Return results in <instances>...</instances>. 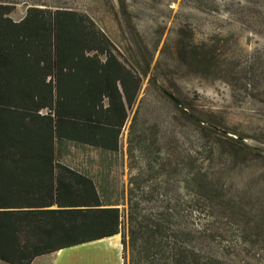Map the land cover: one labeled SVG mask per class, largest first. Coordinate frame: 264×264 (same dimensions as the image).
I'll use <instances>...</instances> for the list:
<instances>
[{
  "label": "trees",
  "instance_id": "16d2710c",
  "mask_svg": "<svg viewBox=\"0 0 264 264\" xmlns=\"http://www.w3.org/2000/svg\"><path fill=\"white\" fill-rule=\"evenodd\" d=\"M13 6L0 0V263L31 264L118 235L122 264L125 250L127 264H222L194 244L220 233L233 234L256 250L252 257L263 260L264 169L255 180H222L202 162L196 165L190 151L167 150V181L141 180L148 177L146 165L128 180L123 213L101 200L89 178L57 162L63 143L116 152L140 75L136 63L124 62L84 14L30 6L13 22L8 17ZM262 19L264 25V14ZM180 33L167 49L170 62L181 72L219 73L214 52L191 46ZM224 67L230 70L229 64ZM176 109L196 128L197 152L207 163L234 170L262 164L263 150L221 134L219 124L194 120L183 105ZM133 128L131 123L128 158L151 154L144 141L132 143ZM141 202L167 206L151 214Z\"/></svg>",
  "mask_w": 264,
  "mask_h": 264
},
{
  "label": "rangeland",
  "instance_id": "374dc122",
  "mask_svg": "<svg viewBox=\"0 0 264 264\" xmlns=\"http://www.w3.org/2000/svg\"><path fill=\"white\" fill-rule=\"evenodd\" d=\"M1 1L14 5L8 15L13 22L21 20L30 6L84 14L124 62L136 63L135 71L141 83L120 132L116 152H102L72 143H63L57 150V162L89 178L103 202L116 205L119 212L124 213L128 180L143 172L146 165L150 171L146 173L148 177L144 174L141 180L167 181V150L173 154L190 151L196 165L202 162V168H212L222 180H255L261 173L258 169H264V153L262 164L249 163L243 170H234L230 165L219 168L215 161L207 163L205 154L197 152L196 128L183 120L176 107L161 94L166 92L173 96L194 120L219 124L221 134L236 136L246 145L264 151L262 0ZM179 30L191 46L212 50L226 73H221L220 66L217 74L194 69L181 72L170 62L167 49ZM225 64H229L230 70H226ZM152 76L154 82L150 81ZM131 123L134 124L132 143L144 141V149L155 154L134 152L133 157L128 158L126 138ZM176 178L181 179L182 172ZM165 205L167 203L139 204L144 212L151 214ZM196 219L195 215L191 217L193 221ZM196 240L194 244L201 253L220 257L222 264H236L235 261L264 264V259L258 260L255 254L252 257L256 250H250V245L236 240L233 234L220 233L203 242L201 237ZM263 247L264 244L261 249ZM239 251L243 257L238 255ZM124 257L127 264V250Z\"/></svg>",
  "mask_w": 264,
  "mask_h": 264
},
{
  "label": "crops",
  "instance_id": "0c3cea01",
  "mask_svg": "<svg viewBox=\"0 0 264 264\" xmlns=\"http://www.w3.org/2000/svg\"><path fill=\"white\" fill-rule=\"evenodd\" d=\"M121 262V246L119 236L116 235L37 257L31 264H121Z\"/></svg>",
  "mask_w": 264,
  "mask_h": 264
},
{
  "label": "water",
  "instance_id": "95a60500",
  "mask_svg": "<svg viewBox=\"0 0 264 264\" xmlns=\"http://www.w3.org/2000/svg\"><path fill=\"white\" fill-rule=\"evenodd\" d=\"M162 95L165 97V98H167L174 106H176V107H178V108H181V105H180V103L177 101V100H175L174 98H173V96H171L170 94H168V93H166V92H162Z\"/></svg>",
  "mask_w": 264,
  "mask_h": 264
},
{
  "label": "bare ground",
  "instance_id": "6f19581e",
  "mask_svg": "<svg viewBox=\"0 0 264 264\" xmlns=\"http://www.w3.org/2000/svg\"><path fill=\"white\" fill-rule=\"evenodd\" d=\"M118 239V238H117ZM110 241V240H109ZM116 244V243H115Z\"/></svg>",
  "mask_w": 264,
  "mask_h": 264
}]
</instances>
